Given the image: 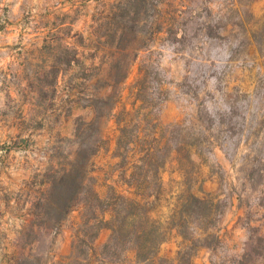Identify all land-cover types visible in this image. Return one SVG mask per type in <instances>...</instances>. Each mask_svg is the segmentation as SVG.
<instances>
[{
  "label": "rangeland",
  "instance_id": "obj_1",
  "mask_svg": "<svg viewBox=\"0 0 264 264\" xmlns=\"http://www.w3.org/2000/svg\"><path fill=\"white\" fill-rule=\"evenodd\" d=\"M121 1L0 0V264L71 257L82 207L57 229L35 204L50 168L69 169L90 124L91 139L104 138L92 177L107 223L112 187L134 191L117 139L138 131L165 144L167 190L181 189L174 158L191 149L195 166H182L197 171L191 188L219 205L221 240L194 264H233L245 253L264 264V0H146L126 18ZM162 203L154 216L168 214ZM110 234L100 231L95 250ZM174 234L160 256H175Z\"/></svg>",
  "mask_w": 264,
  "mask_h": 264
},
{
  "label": "trees",
  "instance_id": "obj_2",
  "mask_svg": "<svg viewBox=\"0 0 264 264\" xmlns=\"http://www.w3.org/2000/svg\"><path fill=\"white\" fill-rule=\"evenodd\" d=\"M143 8H146V0H123L118 5L122 18L131 13L137 14ZM56 80L57 76H54V84ZM123 113H128L126 106ZM92 125L83 133L79 151L69 161V169L53 171L50 168L51 174L43 183L47 186L40 190L35 204L38 215L57 229L72 212L82 207L81 222L72 241V255L67 261L56 264H194L199 249H212L214 244L220 242L218 219L215 217L220 214L217 213L219 205L202 188L199 191L203 196L193 192L191 184L193 179H197V171L182 168L185 164L195 166L193 156L196 153L188 149L184 156L174 158L182 172V180L176 182L181 189L179 192H175L173 187L167 190L163 174L170 155L161 152L165 144L158 138L154 139L153 144H147L138 131L133 139L124 140L122 135L117 139L115 156L120 158L119 167L125 178L123 182L134 191L133 197H128L117 193L112 187V203L108 204L112 217L107 223L102 217L105 200L95 189L92 177L93 158L102 148L104 138L91 139ZM77 132L82 134V130ZM122 132L124 129L121 128ZM128 169L130 172L127 174ZM171 182L174 181L171 179ZM163 201L169 209L168 214L154 216L163 206ZM106 226H109L111 234L98 252L94 242ZM173 233L181 238L175 256H160L161 245ZM130 252H133V257L129 256ZM91 255L95 256L93 261ZM258 255L261 257L259 253L254 256ZM251 262L256 264L252 253H245L233 264ZM28 263L24 259L23 264ZM34 264H42L41 259Z\"/></svg>",
  "mask_w": 264,
  "mask_h": 264
}]
</instances>
